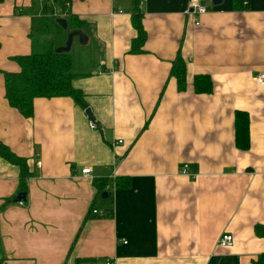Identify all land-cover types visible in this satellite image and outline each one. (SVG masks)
<instances>
[{
	"label": "crops",
	"instance_id": "0c3cea01",
	"mask_svg": "<svg viewBox=\"0 0 264 264\" xmlns=\"http://www.w3.org/2000/svg\"><path fill=\"white\" fill-rule=\"evenodd\" d=\"M243 1L201 0L194 24L187 0H68L89 24L70 45L85 105L35 96L29 116L7 103L3 73L19 68L16 55L63 44L64 30H35L48 0L0 1V143L28 172L22 187L0 156V264H252L264 251V85L252 79L264 70V0ZM177 57L182 88L169 72ZM200 73L210 90L193 89ZM234 109L248 116L245 149ZM122 176L128 184L115 185ZM223 233L231 245H217Z\"/></svg>",
	"mask_w": 264,
	"mask_h": 264
},
{
	"label": "trees",
	"instance_id": "16d2710c",
	"mask_svg": "<svg viewBox=\"0 0 264 264\" xmlns=\"http://www.w3.org/2000/svg\"><path fill=\"white\" fill-rule=\"evenodd\" d=\"M1 1V0H0ZM64 0H53L48 4H42L41 12L50 13L57 7L61 11H66L67 7L63 4ZM137 0H133L135 4ZM232 6L243 7V0H231ZM132 8L131 23L136 28V36L133 39L135 44L131 45L130 50L138 51L139 45L142 44L145 33L141 26L140 12L134 6ZM56 16H36L38 21L35 30L41 33L52 32V26L59 29V25L55 21ZM70 28L84 29L88 26V22L78 18L75 14L69 13L66 16ZM52 44L42 50H31L26 54L14 56L19 68L14 71H4L3 85L4 97L7 103L15 106L21 114L29 116L32 113V99L35 96H57L65 95L71 97L80 105H85L82 91L71 84V78L76 72L74 71L73 56L68 51H54ZM177 81V87L182 88L185 76V61L180 58L172 60L170 70ZM211 79L208 74L200 73L193 76V89L195 91H208L211 89ZM233 129L234 143L237 147L245 149L249 143L248 135V116L246 111L241 109L233 110ZM0 156L9 162L18 166L20 185L23 187L24 178L27 176V166L25 158L13 154L8 148L0 143ZM121 177V176H120ZM118 180L115 178V185L125 186L128 184V178L123 177ZM93 184L97 189L103 188V181L94 178ZM255 233H260L258 226H255ZM252 264H264V251H262Z\"/></svg>",
	"mask_w": 264,
	"mask_h": 264
},
{
	"label": "built area",
	"instance_id": "2783aa9c",
	"mask_svg": "<svg viewBox=\"0 0 264 264\" xmlns=\"http://www.w3.org/2000/svg\"><path fill=\"white\" fill-rule=\"evenodd\" d=\"M49 2H53V0H48ZM243 3H245V1H243ZM63 4L65 5V7L68 6V0H64ZM122 10L117 8V9H111L110 13H114V12H121ZM205 11H207V7L201 3V0H187V4L185 6L184 12L188 13L192 16L193 22L195 24H197L199 22V16L200 14L204 13ZM50 16H64V15H68V10L66 9V11H61L58 8L54 7V10L50 13H48ZM252 79L260 84L264 85V70H256L253 72L252 74ZM88 125L89 127H95V122L92 120H88ZM120 139H117L116 142H120ZM37 164L39 163V161L36 162ZM188 164L186 162L181 164V169L180 172L185 174V175H190V176H194V172L189 171L188 169ZM90 172V167L89 166H84L82 168H80V173L82 175H89ZM91 213H96L99 214L100 216L103 214V212L97 213L95 210H91ZM217 245L219 246H229L232 243V235L229 233H223L221 235H219V237L217 238L216 241ZM106 264H111L109 262H106Z\"/></svg>",
	"mask_w": 264,
	"mask_h": 264
},
{
	"label": "water",
	"instance_id": "95a60500",
	"mask_svg": "<svg viewBox=\"0 0 264 264\" xmlns=\"http://www.w3.org/2000/svg\"><path fill=\"white\" fill-rule=\"evenodd\" d=\"M209 1L212 4H218L220 2V0H209ZM55 21L62 29L65 30L66 35H65V40L63 44L53 48V50L54 51H68L70 49L73 36L76 35L80 38L81 36H83L82 35L83 33L80 31V29L68 27L67 18L64 16H56ZM85 112L87 113L88 116H90L88 108H86ZM22 199H24V194L23 193L17 194L15 200L18 201Z\"/></svg>",
	"mask_w": 264,
	"mask_h": 264
},
{
	"label": "rangeland",
	"instance_id": "374dc122",
	"mask_svg": "<svg viewBox=\"0 0 264 264\" xmlns=\"http://www.w3.org/2000/svg\"><path fill=\"white\" fill-rule=\"evenodd\" d=\"M59 27H60V26H59ZM60 28H61V27H60ZM62 30H64V29H61V31H62ZM63 34L66 35L65 30L63 31ZM35 49H38V48L35 47ZM69 50H70V49H69ZM71 50H72V52H73V54H74V52L76 51L75 43L72 44ZM90 55H91V56H90ZM92 55H93V54L90 53L88 56H84V57H86V58L92 60V58H90V57H93ZM80 57H82V56H80Z\"/></svg>",
	"mask_w": 264,
	"mask_h": 264
},
{
	"label": "bare ground",
	"instance_id": "6f19581e",
	"mask_svg": "<svg viewBox=\"0 0 264 264\" xmlns=\"http://www.w3.org/2000/svg\"><path fill=\"white\" fill-rule=\"evenodd\" d=\"M198 23H199V22H198ZM198 23H197V24H198ZM194 24H195V23H194Z\"/></svg>",
	"mask_w": 264,
	"mask_h": 264
}]
</instances>
